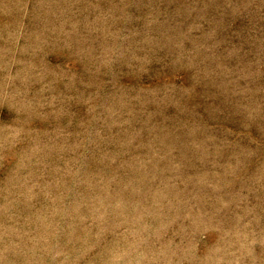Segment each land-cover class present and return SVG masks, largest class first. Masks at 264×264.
<instances>
[{
    "label": "rangeland",
    "instance_id": "obj_1",
    "mask_svg": "<svg viewBox=\"0 0 264 264\" xmlns=\"http://www.w3.org/2000/svg\"><path fill=\"white\" fill-rule=\"evenodd\" d=\"M0 264H264V0H0Z\"/></svg>",
    "mask_w": 264,
    "mask_h": 264
}]
</instances>
